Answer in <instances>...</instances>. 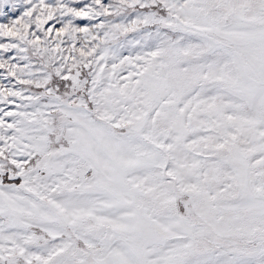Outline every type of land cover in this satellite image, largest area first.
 Instances as JSON below:
<instances>
[{
  "label": "snow or ice",
  "instance_id": "6c2138e0",
  "mask_svg": "<svg viewBox=\"0 0 264 264\" xmlns=\"http://www.w3.org/2000/svg\"><path fill=\"white\" fill-rule=\"evenodd\" d=\"M0 264H264V0H0Z\"/></svg>",
  "mask_w": 264,
  "mask_h": 264
}]
</instances>
